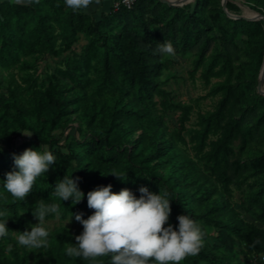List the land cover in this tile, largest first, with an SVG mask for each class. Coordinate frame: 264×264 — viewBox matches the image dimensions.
I'll return each instance as SVG.
<instances>
[{"label": "trees", "instance_id": "obj_1", "mask_svg": "<svg viewBox=\"0 0 264 264\" xmlns=\"http://www.w3.org/2000/svg\"><path fill=\"white\" fill-rule=\"evenodd\" d=\"M246 1L264 14V0ZM225 6L237 9L230 0ZM164 41L172 42L176 54L192 56L191 78L199 71L205 85L218 79L207 93L217 96L214 107L197 113L194 127H186L191 106L173 101L166 80H159L172 60L154 54ZM240 41L247 61L238 69ZM65 52L40 77V58ZM262 61L264 19L230 17L219 0H134L96 15L73 11L65 0H1L0 211L8 217L0 220L8 218L10 233L0 238V264H91L66 255V245L83 231L74 217V228L47 227L48 246L39 250L20 246L11 231L31 230L32 211L42 199L60 204V219L77 212L87 219L94 211L87 193L109 184L114 193L126 188L137 198L141 187L166 191L169 223L178 228V215L198 223L203 247L180 264H253L254 256L264 254V150L243 155L249 144L264 140V94L254 89ZM170 111L179 115L166 137ZM70 112L77 114V125L65 122ZM23 130L33 134L24 136ZM44 146L57 162L24 201L16 200L3 187L5 174L15 168L14 155L28 148L43 152ZM112 169L127 173L126 181L108 175ZM66 174L79 177L85 194L79 204L51 196ZM234 190L240 192L237 202ZM95 264H110V257Z\"/></svg>", "mask_w": 264, "mask_h": 264}, {"label": "clouds", "instance_id": "obj_2", "mask_svg": "<svg viewBox=\"0 0 264 264\" xmlns=\"http://www.w3.org/2000/svg\"><path fill=\"white\" fill-rule=\"evenodd\" d=\"M29 2L38 3L39 0ZM100 2L65 0L67 7L73 11L87 10L90 5H99ZM156 53L162 56L176 55L171 41L157 43L154 49ZM20 132L27 137L33 134L28 130ZM44 147L43 152L28 148L18 156L14 155L15 168L5 174L3 187L16 200L24 201L32 192L37 178L57 162L52 152ZM108 175L126 181L124 177L127 173L112 169ZM78 181L79 177L73 179L66 174L57 181L51 196L61 201L71 199L72 205L79 204L85 194L79 189ZM139 192V198L126 188L114 193L111 184L89 191L87 207L94 210L93 214L84 219L82 212L71 213L67 224L74 217L83 226V231L75 237V244L66 245V255L88 260L91 264H95L98 257H110V264H180L187 257L198 255L203 247V233L198 223L187 215H178V228H174L169 223L171 200L168 199V192L155 194L146 187H141ZM36 203L38 206L32 214L39 223L31 226L30 231H11L17 243L30 251L47 248L50 233L45 224L46 217L61 216L60 204L45 203L43 199ZM0 217H8L7 211H0ZM7 220H0V238L10 233ZM12 249L13 245L8 244L5 250L11 252Z\"/></svg>", "mask_w": 264, "mask_h": 264}, {"label": "rangeland", "instance_id": "obj_3", "mask_svg": "<svg viewBox=\"0 0 264 264\" xmlns=\"http://www.w3.org/2000/svg\"><path fill=\"white\" fill-rule=\"evenodd\" d=\"M105 0H101L100 6L106 7L107 3ZM174 1V0H173ZM194 0H184L182 4L193 3ZM232 1L236 6L237 9L234 11H228L226 14L230 16L229 14L233 15H242L248 18H255V16H251L249 14L250 11L253 9L250 8V4L246 0H230ZM178 2V1H176ZM222 0H219V3L221 5ZM113 3V2H112ZM181 3V2H179ZM98 6V5H97ZM98 8H95L93 14H98ZM255 11V10H253ZM257 12V11H256ZM82 43L84 42L83 39L80 40ZM241 46V50L237 54L236 58V64L239 66L238 69H241L244 63L247 61V54L245 51V43L243 41L239 42ZM69 52H65L60 56H43L40 58V60L37 63V73L40 74V77H44V75L47 72H50L53 70L55 66L61 63L62 59L68 55ZM192 56H181L179 54H176L175 56H172L171 62L168 63L167 68L164 69L163 74L159 77V80L164 82V88L169 92L171 98L175 102H182L185 104H188L191 106V113L190 118L186 123V127H194L196 120H197V113L204 112L207 110H211L214 107V104L216 102L217 96L208 95V91L211 88L212 84L216 82L218 79L212 78L211 83L208 85H205L202 81V79L199 77V71L195 74L194 78H191L189 76V69L192 65L191 63ZM259 74V72H258ZM258 80V75H257ZM257 83L254 85V89H256ZM258 92V91H257ZM264 94V93H261ZM179 115V111H170L167 115V126L168 129L166 130L168 134H166V137H169V132L176 129L177 126V118ZM66 123L77 125L79 123L77 114L70 112L66 117ZM260 150H264V140L262 141H254L251 144H249L248 149L244 153L243 157L247 158L255 153H257ZM240 199V192L237 190H234V196L233 201L237 202ZM244 217L248 220H254V217L248 214H245ZM68 219H60V218H53L45 220V224L47 227H53L55 225H67L71 228H74L77 226V223L71 222L67 224ZM39 221L37 219L30 220V228L33 225L38 224ZM238 249V247L236 248Z\"/></svg>", "mask_w": 264, "mask_h": 264}, {"label": "water", "instance_id": "obj_4", "mask_svg": "<svg viewBox=\"0 0 264 264\" xmlns=\"http://www.w3.org/2000/svg\"><path fill=\"white\" fill-rule=\"evenodd\" d=\"M161 1L162 2H165V3H168L170 5H182V3H183V2L179 3V2H176V1H172V0H161ZM225 2H226V0H222L221 6H222V9L225 12H227V9H226V6H225ZM229 15H230V17H234V18L242 17V18H246V19H264V14L259 13V12H257V15L255 16V18H248V17L242 16V15H233V14H229ZM262 66H264V61H262L261 67L259 69L258 80H257V85H256V89H257V91L259 93H264L261 90V85H264V78H261L259 76L260 75V70H261Z\"/></svg>", "mask_w": 264, "mask_h": 264}, {"label": "built area", "instance_id": "obj_5", "mask_svg": "<svg viewBox=\"0 0 264 264\" xmlns=\"http://www.w3.org/2000/svg\"><path fill=\"white\" fill-rule=\"evenodd\" d=\"M133 1L134 0H114L112 4L114 7H117L119 4L129 7L133 3ZM258 261H261V263L264 264V254L253 257V264H258Z\"/></svg>", "mask_w": 264, "mask_h": 264}, {"label": "crops", "instance_id": "obj_6", "mask_svg": "<svg viewBox=\"0 0 264 264\" xmlns=\"http://www.w3.org/2000/svg\"><path fill=\"white\" fill-rule=\"evenodd\" d=\"M1 1V0H0ZM106 1V0H105ZM105 1H103V2H105ZM107 1H108V3H107ZM106 1V3H107V6L106 7H102L101 8V6L100 5H96V4H93V5H90L89 6V8L87 9V11H89V12H94V10H95V8H98V9H96V10H98V12L101 10V9H105V8H107L109 5H111L112 4V2H113V0H107Z\"/></svg>", "mask_w": 264, "mask_h": 264}, {"label": "bare ground", "instance_id": "obj_7", "mask_svg": "<svg viewBox=\"0 0 264 264\" xmlns=\"http://www.w3.org/2000/svg\"><path fill=\"white\" fill-rule=\"evenodd\" d=\"M173 1V0H172ZM174 1H178V2H184V0H174ZM249 14L251 16H256L257 15V12L256 11H250ZM261 78H264V66H262L261 70H260V75H259ZM261 90L262 92H264V85H261Z\"/></svg>", "mask_w": 264, "mask_h": 264}]
</instances>
